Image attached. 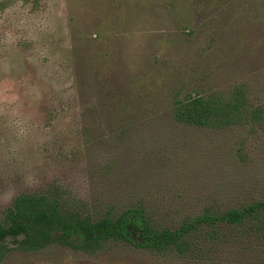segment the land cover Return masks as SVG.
<instances>
[{
	"label": "rangeland",
	"instance_id": "obj_1",
	"mask_svg": "<svg viewBox=\"0 0 264 264\" xmlns=\"http://www.w3.org/2000/svg\"><path fill=\"white\" fill-rule=\"evenodd\" d=\"M254 1L232 8L214 0H0V222L17 194L49 185L91 218L139 207L156 227L260 198L262 68L247 80L241 68L220 64L210 80L260 84V125L183 127L165 111V75L190 74L216 25L249 30L262 9ZM101 50L108 54L100 73L111 75L103 87L113 78L118 94L137 105L122 123L107 116L108 96L89 72ZM214 53L204 54L203 69ZM0 264H264V249L247 234L198 238L183 255L108 241L94 252L11 248Z\"/></svg>",
	"mask_w": 264,
	"mask_h": 264
},
{
	"label": "trees",
	"instance_id": "obj_2",
	"mask_svg": "<svg viewBox=\"0 0 264 264\" xmlns=\"http://www.w3.org/2000/svg\"><path fill=\"white\" fill-rule=\"evenodd\" d=\"M214 1L221 7L230 3L232 8L239 4H255L254 0ZM205 2L207 5L211 0ZM259 5L262 9L258 22L254 25L251 22V26H247L249 30L241 31L234 25L228 30L221 25L211 29L209 42L198 50V64L190 74L180 76L173 71L165 75L166 82L171 79L165 92V111L176 124L227 131L263 123V109L259 103L261 90L255 89L260 88V84L249 87L248 83L233 82L215 86L210 81L214 77L212 67H220V64L229 70L241 68L247 72L244 74L247 80L258 76L259 69L264 71V0H260ZM210 51H215L213 62L205 70L202 68L203 56ZM107 54L106 50L97 51L91 63V67L97 69L89 68V72L95 83L102 85L99 91L108 96L107 116L122 123L123 118H130L137 105L118 94L113 88V78L112 84L103 87L105 80L111 78V75L104 73L103 77L100 73L106 66ZM162 64L167 69L166 61ZM129 82L138 83L135 80ZM82 132L88 133L85 128ZM66 200L55 185L17 194L5 208L0 222V254L11 248L34 251L48 245L94 252L103 243L114 241L155 254L172 251L183 255L198 238L218 242L223 238L239 239L243 234L254 237L264 249V192L257 200L237 206L204 207L196 215L182 217L173 227H156L139 207L94 219Z\"/></svg>",
	"mask_w": 264,
	"mask_h": 264
}]
</instances>
